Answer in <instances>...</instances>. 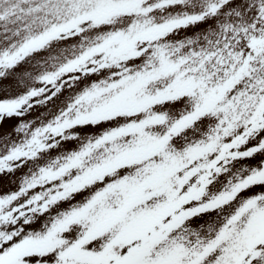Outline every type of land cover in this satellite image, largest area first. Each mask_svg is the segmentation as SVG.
<instances>
[{"label": "snow or ice", "instance_id": "obj_1", "mask_svg": "<svg viewBox=\"0 0 264 264\" xmlns=\"http://www.w3.org/2000/svg\"><path fill=\"white\" fill-rule=\"evenodd\" d=\"M0 264H264V0H0Z\"/></svg>", "mask_w": 264, "mask_h": 264}, {"label": "rangeland", "instance_id": "obj_2", "mask_svg": "<svg viewBox=\"0 0 264 264\" xmlns=\"http://www.w3.org/2000/svg\"><path fill=\"white\" fill-rule=\"evenodd\" d=\"M29 118H30V117H29ZM18 175H19V174H18ZM11 187H13V188H14V185H13V186H11ZM4 190H5V191H7V190H8V188H5Z\"/></svg>", "mask_w": 264, "mask_h": 264}]
</instances>
